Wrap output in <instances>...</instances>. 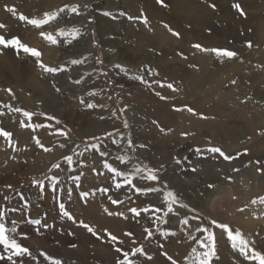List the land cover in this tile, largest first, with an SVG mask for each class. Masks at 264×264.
Wrapping results in <instances>:
<instances>
[{
  "label": "rangeland",
  "instance_id": "1",
  "mask_svg": "<svg viewBox=\"0 0 264 264\" xmlns=\"http://www.w3.org/2000/svg\"><path fill=\"white\" fill-rule=\"evenodd\" d=\"M108 1L117 4L118 9L106 11ZM234 3L242 6L246 13L244 17L232 7ZM65 4H76L80 15L65 10L41 28L18 19L19 14L29 19H43L45 12L56 11ZM210 4H214L215 9ZM7 7H14L17 15L6 11ZM145 19L147 26L142 23ZM0 23L6 25L0 29L6 39L19 38L22 44L39 50L42 53L40 59L47 66L66 68L52 76L44 73L30 54L0 45V57L9 53L16 61L31 65L37 78L48 87L37 91L30 83H20L22 79L14 74L8 77L6 73L0 80V113H3L0 128L12 133L15 148L13 150L0 137V183L2 186L7 177L14 183L11 189H7L8 186L0 188V197H8L0 201V207L7 215L3 223L12 228V222H16V233L8 232L9 236H14L16 241L27 240L33 248L49 255L56 252L51 257L68 264H116L119 256L116 247L131 252L138 246H143L145 253L132 258L136 264H171L161 253H167L177 264H195L196 253L192 249L195 248L197 253L206 251L198 240L206 243L207 234L190 233L193 222L204 221V226L212 232L211 218L200 207L207 209L217 200L216 192L220 188L231 186L236 190L231 197L232 207L245 195L246 201L232 213L226 207L224 213L228 214V219L219 222L227 224L233 234L239 231L249 248L259 253L257 248L262 246L264 237L260 229L264 227V205L253 204L252 200L264 196V170L257 171L258 167L264 166V0H163L161 4L157 0H0ZM165 24L178 32L180 38L172 36ZM70 27L80 29L81 35L77 39L56 35L59 28ZM41 31L51 34L56 43L44 40ZM87 33L91 35L93 46H90ZM249 41L251 48L247 46ZM108 42H112V46ZM193 44L233 50L238 56L221 62L214 53L199 52ZM115 55L117 58L111 59ZM72 59L82 63L72 65L69 63ZM88 68L92 69L90 74ZM2 71L0 75L4 74ZM75 79H80L81 83H74ZM232 80L237 83L233 85ZM168 84L176 90L168 88ZM7 89H11L12 95ZM89 92L95 95L89 96ZM160 96L166 99L162 100ZM86 103L97 107L88 109ZM9 107L32 113L31 120L21 113L9 111ZM189 107L195 114L186 110ZM107 108L116 111L118 122L112 123L109 115L113 112L105 110ZM176 108L182 110L175 111ZM48 116L55 119L50 121ZM75 117L78 120H74ZM56 120L60 124H56ZM98 123H105L107 129H95L93 126ZM161 128L165 131L161 132ZM57 129L67 132L68 138L60 136ZM108 132L114 135L99 142L89 140L91 136L103 137ZM181 133L191 135L183 138ZM33 137L43 147L37 145ZM128 141L133 143V148H128ZM92 143L98 144V150H85L86 144ZM213 146L220 147L228 155H239V159L229 163L218 154L208 153L206 149ZM45 147L52 150L45 152ZM196 148L201 149L199 155ZM72 149L83 154L73 156L71 170H68L63 156L72 155ZM245 151L248 155H243ZM125 154L130 160L121 164L117 157ZM105 161L121 171H131L137 165L158 169V182L137 176L134 183L160 191L137 196L128 186L116 190L112 174L103 166ZM57 162L62 165L61 169L49 171ZM233 166L239 171H233ZM53 175L58 180L55 188L46 178ZM77 176L79 180L75 179ZM244 179L251 181L246 187H243ZM33 180L41 183L34 186ZM208 183L215 187L208 189ZM100 188H110L108 195L124 203L113 205L107 195L97 191ZM165 191H173L184 204L196 207L197 212L173 205V212L165 216ZM82 193H88L87 197L81 199ZM59 203H64L77 222L89 224L101 236L107 230L118 239L111 241L104 237L97 240L87 230L84 236L79 235V223L69 226L66 218L60 215ZM148 206L161 208L158 215L168 224L172 217V228L167 229L168 224L159 220L153 224L148 218L151 213H141L140 217L134 218L128 211L130 207ZM105 208L122 212L127 219L110 216ZM180 214L187 216V225L173 221ZM197 214L201 219H193ZM36 219L49 227L28 222ZM238 219L251 227L245 232L240 230ZM133 221H149L153 236L144 239L147 234L132 233L129 228ZM129 231L132 235H125ZM70 232L74 235H69ZM163 232L174 235L165 236ZM186 233L195 239L193 244ZM60 235L65 241L73 239L72 244L76 247H71V242L62 244ZM225 236L228 242L223 240L222 250L215 242L216 255L210 264H256L240 254L239 244L234 249L227 233ZM156 238H161V246L157 248ZM170 239L171 246L167 243ZM41 260L35 264H49L43 258Z\"/></svg>",
  "mask_w": 264,
  "mask_h": 264
},
{
  "label": "snow or ice",
  "instance_id": "2",
  "mask_svg": "<svg viewBox=\"0 0 264 264\" xmlns=\"http://www.w3.org/2000/svg\"><path fill=\"white\" fill-rule=\"evenodd\" d=\"M158 4L163 3V0H157ZM210 7H212L213 9H215V5L214 4H210ZM86 7V6H84ZM232 7L236 10V12L239 13V15L241 17H244L246 15L245 11L243 10L242 6L239 3H234L232 5ZM65 10H67V12L69 14H75L77 16L80 15V11L79 8L76 4H65L63 7L58 8L56 11H51V12H45L43 14V19H29L28 17H26L23 14H19L18 15V19L20 21H26L28 24L36 27V28H41L43 25L48 24L50 21L52 20H56L58 13H64ZM6 11H8L9 13L13 14L14 16L17 15V10L14 7H7ZM142 23L145 24V26H147L148 21L142 20ZM6 27L5 24L0 23V29H4ZM165 28L168 29V31L171 33L172 36H175L177 38H180V34L176 31H174L173 29H171L167 24L164 25ZM56 35L58 37H71V40H75L77 39L78 36L81 35L80 33V29L76 28V27H70V28H59L56 32ZM40 36L50 42L51 44H55L56 43V39L49 33H46L44 31L40 32ZM71 42V41H69ZM0 45H2L4 48H8V47H12L14 48L16 51H20L23 50V52L30 54L32 57L36 58V64L37 66L43 70L44 73L47 74H51L52 76H56L58 73L64 72L66 71V68L63 66H47L46 64L43 63V61L40 59L42 56V53L34 48H30L24 44L21 43L19 38H12V39H6L4 35L0 34ZM247 46L249 48L252 47V43L251 41L247 42ZM192 47L194 49H197L199 52H203V53H214L215 56L217 58L221 59V62H224V60H233L234 58H236L238 56V53L236 51L233 50H228V49H219V48H206L200 44H193ZM99 62V61H98ZM70 64L72 65H79L82 63L81 60L78 59H72L69 61ZM116 67H120V65H116ZM122 71H124L125 69L121 68ZM106 75V73H105ZM74 83H81L80 79H75ZM231 83L233 85H235L237 83L236 80H232ZM53 87H55V85H53ZM168 88L173 89V91H175L176 89L173 88L172 84H168L167 85ZM6 91H8L9 95H12L11 89H7ZM57 91H59V89L57 88ZM89 96H94L95 93L93 92H89L88 93ZM157 95H159V93H157ZM160 99L164 100L166 99V97L164 96H160ZM81 103L84 104L85 101L81 100ZM7 107V106H6ZM86 107L88 109H94L97 107V105L93 104V103H86ZM182 109L180 108H176L175 111H181ZM188 112L193 113V109L192 108H187L186 109ZM9 111H15L18 113H21L23 116L27 117L29 120H31L32 118V113L26 112V111H22L19 108H11L9 107ZM123 111V109L121 110ZM3 113H0V115H2ZM102 118V117H101ZM48 120H54L55 117L53 116H48L47 117ZM153 123H156L155 121H153ZM56 124H60L59 120H56ZM23 126V125H22ZM31 126V125H29ZM124 126L127 127V122L125 121ZM161 132H164L165 130L163 128L160 129ZM171 131V130H168ZM57 132L59 133L60 136H63L65 138H68V133L57 129ZM114 133L112 132H108L105 133L104 136H91L89 137V140H95L97 142L102 141L103 139L113 136ZM191 135V133H181V136L183 138H187V136ZM0 137H3L7 142L9 147H13V150H15L14 146H13V142H12V133L7 132L5 130H3L2 128H0ZM34 140H36L37 145H39L40 147H43V145L40 143V141L38 139H36L35 137H33ZM128 148H133L134 145L131 141H128ZM61 147H63V145H61ZM92 149H96L98 150V144L97 143H92L90 145L86 144V148L85 150H92ZM43 150L45 152H49L52 149L50 148H43ZM206 151L208 153L211 154H218L220 157L223 158L224 161L231 163L233 160L239 159V155L233 156V155H228L226 154L220 147L217 146H213V147H208L206 149ZM195 152L199 155L201 153V149L200 148H196ZM72 155H64L63 156V160L67 165V169L71 170V166L73 164V156L74 155H82L83 153H79L76 151V149H72ZM103 155V153H102ZM243 155H248L247 151H245L243 153ZM117 159L120 161L121 164H125L130 160V157L127 156V154L122 155V156H118ZM177 164L180 163L179 160L176 161ZM257 164H260V161H256ZM104 168L107 169V171L109 173H111V178L113 180V184L116 190H121L122 188H124L125 186L130 187L134 193L139 196L141 194H147L149 192H158L160 191V189L154 188V187H141L138 186L134 183V179L139 176L141 179H146L150 182H158L159 177L157 176V172L159 171L158 169H154L151 167H148L147 165L141 167V166H134L131 171H121L118 170L117 168L111 166L107 161L104 162ZM245 167H247L248 165L245 164ZM62 165L57 162V163H53L51 165V167L49 168V171H53V170H57V169H61ZM163 167V165H161V168ZM264 170V166L258 167L257 171L260 172ZM192 171H195V168L192 169ZM233 171H239V169L235 166H233ZM47 179L51 180L53 182V186L55 188L56 184L58 183V180L56 178L55 175L50 176V177H46ZM76 180H79V177H75ZM227 179L230 181L231 177H227ZM33 185H37L40 184L41 182L38 180H33L32 181ZM11 185H8V188L11 189ZM165 187H167V185H165ZM215 187V185L213 183H208L207 184V188L208 189H213ZM97 191H99L100 193L107 195L108 199L111 201V203L113 205H119V204H123L124 201L120 200L118 198H113L112 196L108 195V193L110 192V188H100L97 189ZM69 197L71 196V191H69L68 193ZM88 193H82L81 194V199H84L85 197H87ZM164 202L167 206V212H164V215L167 216L169 213L173 212V205L179 207V208H187L189 212H193L196 213L197 212V208L196 207H190L187 204H184L182 201H180L178 199V196L176 193H174L173 191H165L164 192ZM5 200L8 199L7 196L4 197ZM129 200H131V196L128 197ZM135 203V202H133ZM253 204L259 203L261 205H264V196L259 197L258 200H252ZM26 206V205H25ZM14 210V209H13ZM105 212L108 213V215L112 216V215H117L120 217H123L125 219H127V217H124L122 212H112L109 211L107 208L104 209ZM128 211L132 214V216L135 217H140L141 213L144 214H148L151 213L152 215L149 216L148 218L152 221L153 224H155L157 222V220H159L161 223H167V221H164L158 214L162 211L161 208L159 207H155V206H148V207H130L128 208ZM59 212L60 215L62 217H66L68 220L73 221V223H79V226L83 227L84 229H86L93 237H95L97 240H102L104 239V237H107V239L111 240V241H116L118 238L107 232V230H105L104 236H101L100 234H98L93 227L89 226V224L83 222V221H79L77 222L75 220V218L65 209V205L64 203H59ZM5 209H3L2 207H0V246H3L4 249L8 250L10 252V255H8L7 257L5 256H0V260H7L10 261L11 264H23V258L28 257L30 259H35V257H33L32 252L30 251V249L27 246H22L20 243H17L16 239L14 238V236H9L8 232H11L13 234L16 233V228H15V221L12 222L13 227L10 229H6L5 224L3 223V221L5 220ZM193 219H201L200 215H195L193 216ZM31 224L34 225H38L41 226L43 228H47L49 227L47 224H41V221L39 219L36 220H29L28 221ZM181 224L187 225L189 223L188 219H182L180 221ZM210 224L215 226L218 229H222L223 232L227 233L228 235V239L230 241H232V247L234 249L237 248L238 244H239V251L240 254L243 255L246 259H250V260H254L256 261V264H264V255L259 254L258 252H256L254 249L249 248L248 243L246 240H243L241 238V233L239 231H236L233 234V231L230 230L229 226L227 224L221 223L216 221L215 219H210ZM196 230L198 232L201 233H206V243L204 241H199L198 243L200 244V247L202 249H206V251L203 252H199L197 253V250L195 248L192 249L193 253H196V257H195V264H210L212 258L216 255V246H215V238H214V234L212 232L209 231V229L207 227H202L200 225H196ZM144 232L147 234L144 239H150L153 236V231L150 230V228L145 227L144 228ZM165 236L168 235H174V233H168V232H163L162 233ZM69 235H74V233H69ZM125 235L127 236H131L132 233L131 232H125ZM25 239H27L28 237L25 236ZM133 243L135 244V241H133ZM71 247L75 248L76 245L72 244ZM115 251L119 254V256L116 259V264H135L134 259H132L133 257H136L138 254L139 255H144L145 253V249L143 248V246H138V247H134L131 252L125 251L123 249H121L120 247H116ZM162 255H165L170 261L171 264H177V262L172 259V257L167 256V253H161ZM39 256L43 257L44 261H48L49 264H62V262L59 259H55L53 257H51L49 254H47L44 251H40L39 252ZM16 258V259H14ZM149 260H151V257H148Z\"/></svg>",
  "mask_w": 264,
  "mask_h": 264
},
{
  "label": "bare ground",
  "instance_id": "3",
  "mask_svg": "<svg viewBox=\"0 0 264 264\" xmlns=\"http://www.w3.org/2000/svg\"><path fill=\"white\" fill-rule=\"evenodd\" d=\"M54 4H56V2L54 3ZM36 5V4H35ZM40 5L41 4H39L38 5V7L40 8V9H42V11L44 10V8L43 7H40ZM119 5V4H118ZM106 11H114L115 9H118V6H117V4H115L114 2H111V1H108V2H106ZM46 9V8H45ZM47 10V9H46ZM102 27V26H101ZM109 27H111V29H114L115 30V28H113L111 25H109ZM103 29H104V31H106V32H108V30L106 29V28H104V27H102ZM109 33V32H108ZM87 36H88V39H89V42L91 43H89L90 44V46L92 45V39H91V35L89 34V33H87ZM116 44H118L117 42H115ZM112 42L110 43V42H108V45H110V46H112ZM93 46V45H92ZM108 49H109V47H108ZM117 58V56L115 55V56H111V59H113V60H115ZM93 67V66H92ZM0 68L1 69H3V75H0V80H2L3 79V77H4V75L6 74L8 77L9 76H11L12 77V74H14V77H17V76H20V77H18V79L19 78H21L22 80L20 81V83H22V82H25V83H27V85L30 83V86H31V88L32 89H35V90H37V91H39V90H47V84L46 83H44L43 81H41L40 79H38L37 78V76H36V74H35V72L34 71H32L31 69H33L32 68V66L31 65H29V64H27L26 62H22L21 60L20 61H16L14 58H13V56L12 55H10L9 53H6V54H4L3 56H1L0 57ZM1 69H0V71H1ZM34 70H35V68H34ZM88 70V72H89V74L91 73V71H92V69H90V68H88L87 69ZM6 76V77H7ZM90 78L92 79L93 78V76L92 75H90ZM96 78V77H95ZM94 78V79H95ZM90 79V80H91ZM93 79V80H94ZM12 82V81H11ZM19 83V82H18ZM97 83V82H96ZM27 85L25 84L24 86L25 87H27ZM94 85V84H93ZM97 85H99V84H97ZM19 87V86H18ZM96 88V87H95ZM100 88V87H99ZM102 88V87H101ZM29 90V89H28ZM49 91V90H48ZM47 92V91H46ZM43 93V92H42ZM35 95H37V94H35ZM49 95V94H48ZM38 96V95H37ZM36 96V97H37ZM42 96V95H41ZM41 96H39V97H41ZM42 99V98H41ZM73 99V98H72ZM68 102V101H67ZM105 102V101H104ZM74 103V102H73ZM72 103V104H73ZM106 103V102H105ZM104 103V104H105ZM71 104V105H72ZM107 104V103H106ZM49 106H50V104H48ZM73 106H74V104H73ZM106 106V105H105ZM49 110V109H48ZM105 110H107V111H111V112H113V110H112V108H107V109H105ZM51 111V110H50ZM66 111V110H65ZM61 112V111H60ZM59 112V113H60ZM116 112V111H115ZM115 112H113V114H110L109 116H111L112 117V123L114 124V122L115 121H117L118 122V117H117V115L115 114ZM55 116H56V114H55ZM58 117V116H57ZM66 117V116H65ZM74 120H76L77 119V117H75V118H73ZM79 119H81V118H79ZM78 120V119H77ZM105 125V123H98V124H96V126H93V127H95V129H97V130H106L107 129V127H105L104 126ZM108 125V124H107ZM116 127V126H115ZM109 128V127H108ZM96 130V131H97ZM105 132V131H104ZM93 134V133H92ZM140 144V143H139ZM1 179V178H0ZM219 183V182H218ZM240 183V182H239ZM251 183V181L250 180H247V179H244L243 180V187H246L248 184H250ZM253 184V183H252ZM8 185H11L12 187H14V183L12 182V180L10 179V177H7V181L6 182H4L3 183V185L1 186V183H0V188H5L6 189V186H8ZM220 185V184H219ZM242 185V184H241ZM11 187V188H12ZM234 188H236L235 186H234ZM7 189H9V188H7ZM237 189V188H236ZM239 189V188H238ZM236 190H233V187H231V186H225V187H223V188H220L217 192H216V196H217V200L216 201H213V202H211L208 206H207V209H204V208H202V207H200L201 209V211L204 213V214H206L207 216H209L211 219H215L216 221H226V219H228V214H226V213H224V210H225V208L227 207V208H230V209H228V212H230V213H232L233 211H234V209H236V208H238V207H240V205H242L243 204V202H245L246 201V196L247 195H245V197L244 198H241V199H239V202L238 203H236V205L234 206V207H232L233 205H232V201H231V197L232 196H234V192H235ZM243 191L245 192V189H243ZM248 191V190H247ZM247 193V192H246ZM245 193V194H246ZM248 193H249V191H248ZM241 194V193H240ZM254 194V193H253ZM242 195V194H241ZM239 196V195H238ZM244 196V195H243ZM236 197V196H235ZM241 197V196H240ZM4 199V197H0V201H2ZM11 199H13V198H11ZM238 199V198H237ZM80 201V200H79ZM233 201H234V199H233ZM54 202V201H53ZM55 203V202H54ZM8 209V208H7ZM5 212H6V210H5ZM8 212V211H7ZM227 212V213H228ZM96 213V212H95ZM91 214V213H90ZM94 214V213H93ZM242 214V213H241ZM95 215V214H94ZM100 215V214H99ZM179 215V214H178ZM240 215V214H239ZM7 216V215H6ZM73 216V215H72ZM91 216V215H90ZM149 216V215H148ZM227 216V217H226ZM238 216V215H237ZM94 217V216H93ZM184 215L183 214H180V216L179 217H175L174 218V220L173 221H177L178 223H180V221L182 220V218L184 219ZM187 217V216H186ZM186 217H185V219H186ZM66 218V217H65ZM6 220V219H5ZM4 220V221H5ZM76 220V219H75ZM147 220V219H146ZM66 222H67V224L69 225H71L72 223H73V221H71V220H68L67 218H66V220H65ZM149 221H150V219H149ZM149 221L146 223V222H143V223H138V222H136V221H133V222H131V224H130V231L132 232V233H134L135 235L137 234V235H140V236H145V232H144V228L145 227H148V228H151L150 226H151V224L149 223ZM196 221V220H195ZM193 222V226L191 227V229H190V233H192V232H197V230H196V225H200V226H202V227H205L204 225L205 224H203V222L202 221H196V222ZM9 222V221H8ZM130 222V221H129ZM246 222L245 221H243V220H241V221H239V219H238V222H237V224L238 225H240L241 227H239V229L240 230H242V231H244V230H248L251 226H249V225H247V223L245 224ZM109 224H111V223H109ZM168 224V223H167ZM236 224V223H235ZM244 224V225H243ZM5 225H6V229H10L9 227H8V224H6L5 223ZM69 225V226H70ZM117 225V224H116ZM122 225H124V224H122ZM63 226H64V224H63ZM120 226V225H119ZM118 226V227H119ZM153 226V225H152ZM172 228V217H170L169 218V224L167 225V229L168 228ZM123 228V227H122ZM127 228V227H126ZM260 229H261V233L262 234H264V227H260ZM43 230V229H42ZM122 230V229H121ZM129 231V232H130ZM211 231L213 232V234L215 235V242L216 243H218L217 245H218V247H219V249L220 250H222L221 249V247L222 246H224V242H223V240H225V239H227L226 238V236L224 237V233L225 232H223V230L222 229H218V228H216L215 226L213 227V229H211ZM245 232V231H244ZM11 234V233H10ZM86 234V229H84L83 227H81L80 226V229H79V235H85ZM187 234V236H188V240H191V244H193L194 242H195V239H192V237H191V235L189 234V233H186ZM193 234V233H192ZM197 234V233H196ZM197 235H199V232H198V234ZM11 236V235H10ZM65 236V235H64ZM68 236V235H67ZM66 236V237H67ZM76 236V235H75ZM72 237V236H71ZM198 237V236H197ZM18 238V237H17ZM20 238V237H19ZM79 238V237H78ZM91 239V238H90ZM161 239V238H160ZM159 238H156V241L154 242L155 243V248H157V247H159V246H161V240H160ZM59 241L62 243V244H67V245H69V243L71 242V244H72V242L74 243V241H73V239H71L70 241L68 240V241H65L64 240V238L62 237V235H60L59 236ZM225 241H227V240H225ZM264 237H263V239H262V241H261V243H262V246L261 247H263V249L260 247V248H257V250L259 251V254H261V255H264ZM228 242V241H227ZM17 243H20L22 246H27L29 249H30V251L32 252V254H33V257H35V259H30V258H28V257H25V258H23V264H35V263H37L38 261H42L41 259L43 258V257H40L39 256V252L41 251V250H39V249H37V248H33L30 244H29V242L27 241V240H25V241H23V240H19V241H17ZM167 243H169L170 245L169 246H171V244H172V239H170V241L169 242H167ZM166 243V244H167ZM176 243V242H175ZM58 244H59V242H58ZM260 245V244H259ZM166 246V245H165ZM168 246V245H167ZM168 246V247H169ZM163 248H165V247H163ZM169 249H170V247H169ZM53 252V251H52ZM75 252V251H74ZM55 255H56V252H53ZM53 253H50V256H54V254ZM49 254V253H48ZM8 255H10V252L8 251V250H6V249H4L3 248V246H0V256H5V257H7ZM76 258V257H75ZM105 258V257H104ZM14 259H16V258H14ZM78 260V259H77ZM72 261V260H71ZM64 262V261H63ZM0 264H11V262L10 261H7L6 259L5 260H0ZM43 264V263H42ZM62 264H68V263H62ZM72 264V263H71ZM136 264V263H135Z\"/></svg>",
  "mask_w": 264,
  "mask_h": 264
}]
</instances>
